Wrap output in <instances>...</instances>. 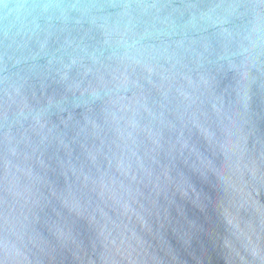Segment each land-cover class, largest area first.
Masks as SVG:
<instances>
[{"label":"water","instance_id":"1","mask_svg":"<svg viewBox=\"0 0 264 264\" xmlns=\"http://www.w3.org/2000/svg\"><path fill=\"white\" fill-rule=\"evenodd\" d=\"M0 264H264V0H0Z\"/></svg>","mask_w":264,"mask_h":264}]
</instances>
